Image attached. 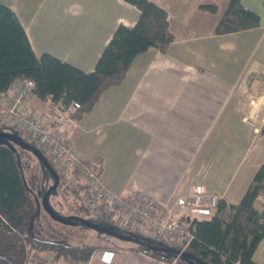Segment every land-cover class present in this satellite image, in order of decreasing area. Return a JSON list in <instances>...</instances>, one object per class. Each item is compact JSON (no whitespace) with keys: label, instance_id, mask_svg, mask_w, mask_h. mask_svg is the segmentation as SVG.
<instances>
[{"label":"crops","instance_id":"0c3cea01","mask_svg":"<svg viewBox=\"0 0 264 264\" xmlns=\"http://www.w3.org/2000/svg\"><path fill=\"white\" fill-rule=\"evenodd\" d=\"M149 1L167 12L172 42L165 51L152 46L137 54L123 78L76 119L70 138L84 160L101 161L100 179L114 193L146 195L186 223L208 218L188 217L175 206L189 186H204L237 205L264 164V0H241L258 15L257 26L223 34L215 28L228 0ZM0 3L15 13L37 55L50 54L84 72L94 70L115 29L130 28L139 17L124 0ZM211 5L215 11L202 8ZM36 107L51 108L38 98ZM252 113L254 127L243 119ZM67 178L55 191L80 185L73 172ZM53 181L51 175L47 188ZM128 229L141 232L133 222ZM114 243L94 249L89 264H175L135 241ZM253 260L264 262V238Z\"/></svg>","mask_w":264,"mask_h":264},{"label":"trees","instance_id":"16d2710c","mask_svg":"<svg viewBox=\"0 0 264 264\" xmlns=\"http://www.w3.org/2000/svg\"><path fill=\"white\" fill-rule=\"evenodd\" d=\"M139 10L136 23L118 26L100 55L95 68L84 72L54 56L37 55L15 13L0 3V93L18 80H32V97L48 101L51 108L66 110L78 119L88 111L100 94L118 83L135 56L149 47L165 51L172 42L167 12L149 0H124ZM209 11L215 7L203 6ZM259 17L245 8L241 0H228V6L215 28L216 34L236 32L257 26ZM13 139L10 145L0 142V264H27L30 257L54 255L66 264H81L96 248L113 247L114 240L135 241L139 248L164 260L172 261L177 253L165 241L141 232L122 229L110 218L54 215L45 196L64 182L47 164L52 185L44 189V175L25 174L20 151L28 148L41 153L14 131H2ZM264 134V127L261 129ZM83 215L89 214L84 211ZM83 223L107 234L101 243L82 244L71 240L67 226ZM193 238L175 264H258L254 251L264 238V164L257 169L250 185L237 205L220 199L208 218L186 222ZM114 238V240L112 239ZM36 264V263H34ZM261 264H264L262 262Z\"/></svg>","mask_w":264,"mask_h":264},{"label":"built area","instance_id":"2783aa9c","mask_svg":"<svg viewBox=\"0 0 264 264\" xmlns=\"http://www.w3.org/2000/svg\"><path fill=\"white\" fill-rule=\"evenodd\" d=\"M32 80H18L6 92L0 93V130L16 131L41 153L61 182L68 181L73 172L80 185L68 184V190L79 208L89 215L110 218L122 229H128L133 222L141 233L165 241L177 250L174 261L190 244L193 235L188 224L172 218V207L165 205L163 213L159 203L146 195L136 192L116 194L105 186L100 173L102 163L98 158L84 160L74 147L70 131L76 119L72 113L78 108L72 103L66 110L59 108L40 109L30 105ZM256 113L243 117L254 127ZM221 195L207 190L204 186H189L179 196L175 206L188 217H210ZM115 219L112 216H116ZM90 258L81 264H89ZM66 264L55 260L54 255L30 257L27 264ZM220 264H239L223 261Z\"/></svg>","mask_w":264,"mask_h":264},{"label":"rangeland","instance_id":"374dc122","mask_svg":"<svg viewBox=\"0 0 264 264\" xmlns=\"http://www.w3.org/2000/svg\"><path fill=\"white\" fill-rule=\"evenodd\" d=\"M32 104L36 107V97H33ZM39 106H41L39 104ZM14 136L17 137V132L14 131ZM27 151H20V161L23 164L25 174L29 177L30 175L42 176L46 177L45 188H47L48 184L47 179H51V175L44 166L43 163L39 162L38 154L26 148ZM52 198V199H51ZM51 199V202H50ZM69 199H71L70 203ZM72 195L65 190V188L58 191L51 192L50 196H47L45 199V203L50 207L52 213L54 215H62L67 216L68 214H75L77 216H84L87 220H92V215L85 216L83 215L84 210L79 208L72 201ZM53 205H52V204ZM58 203V204H57ZM77 226H67L64 228L65 230L70 231L71 240L76 243L82 244H94L101 243L103 241L101 236L96 228L92 226L85 225L83 223L76 224Z\"/></svg>","mask_w":264,"mask_h":264},{"label":"water","instance_id":"95a60500","mask_svg":"<svg viewBox=\"0 0 264 264\" xmlns=\"http://www.w3.org/2000/svg\"><path fill=\"white\" fill-rule=\"evenodd\" d=\"M12 139H13V137L10 134L0 132V142L1 143L6 144V145H10L9 141ZM13 140H15V139H13Z\"/></svg>","mask_w":264,"mask_h":264}]
</instances>
